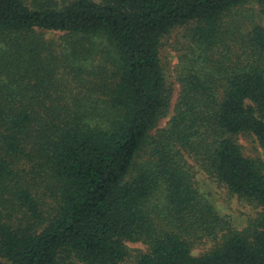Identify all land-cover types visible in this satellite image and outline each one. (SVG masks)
Listing matches in <instances>:
<instances>
[{
    "label": "trees",
    "instance_id": "16d2710c",
    "mask_svg": "<svg viewBox=\"0 0 264 264\" xmlns=\"http://www.w3.org/2000/svg\"><path fill=\"white\" fill-rule=\"evenodd\" d=\"M244 1L0 0V264H127L128 241L136 264H264V210L239 230L196 180L264 208V24L226 19ZM192 22L219 57L179 77L152 135L173 101L161 40Z\"/></svg>",
    "mask_w": 264,
    "mask_h": 264
},
{
    "label": "rangeland",
    "instance_id": "374dc122",
    "mask_svg": "<svg viewBox=\"0 0 264 264\" xmlns=\"http://www.w3.org/2000/svg\"><path fill=\"white\" fill-rule=\"evenodd\" d=\"M101 1V0H95ZM264 8L258 3L257 0H246L243 3L233 7L226 15L227 20H237L240 22L242 30L250 29L252 24H264ZM196 26L195 22L189 25L180 26L175 28L170 34L162 38L160 45V59L165 80L169 86L173 88V101L172 109L169 114L161 119L155 129L151 131V134H155L158 129L164 128L168 125L170 118L173 115L174 106L177 102L180 85L178 79L181 75L197 70L202 67H212L215 59L219 57V49L214 51L205 50L200 48L193 38V28ZM63 32L60 31H45V38L54 40L59 46V50L64 49V42L61 39ZM237 35L240 34L237 32ZM229 43L233 45L231 39ZM60 71L65 72L64 69ZM67 87L60 85L58 88L52 90L55 96H64L60 92L67 89L71 94L72 83L67 82ZM74 90L80 92L75 84H73ZM45 101L50 104L51 100L45 97ZM71 100L70 97L67 98ZM61 101H63L61 99ZM60 104L62 102H59ZM239 143L243 147V151L246 155L251 156H263V150L257 146L256 142L252 137L240 136ZM150 151L148 149L142 150L131 170L130 175H135L140 170L145 168L150 161ZM197 185L202 194L211 201L219 214L229 220L234 227L239 230L244 229L251 219L257 217L264 208L255 204H250L246 201L241 200L238 196L231 194L228 189L214 181L205 172L198 171L196 174ZM162 199V193L157 192L151 200V204H160ZM127 246L129 248L130 257L127 264H136V258L139 253L145 252L147 246L142 242L128 241ZM212 241L199 242L193 246L192 252L198 255L212 246Z\"/></svg>",
    "mask_w": 264,
    "mask_h": 264
}]
</instances>
